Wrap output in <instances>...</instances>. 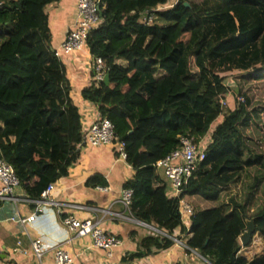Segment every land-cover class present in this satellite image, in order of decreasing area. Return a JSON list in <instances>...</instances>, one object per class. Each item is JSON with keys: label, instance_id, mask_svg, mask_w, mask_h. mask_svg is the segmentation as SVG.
I'll list each match as a JSON object with an SVG mask.
<instances>
[{"label": "trees", "instance_id": "obj_1", "mask_svg": "<svg viewBox=\"0 0 264 264\" xmlns=\"http://www.w3.org/2000/svg\"><path fill=\"white\" fill-rule=\"evenodd\" d=\"M57 1L0 0V152L32 199L66 174L81 138L65 67L50 43L45 7ZM165 1L100 0L102 21L89 31L86 46L102 60L109 83L92 82L81 96L125 142L126 162L135 170L123 183L133 190L129 211L169 235L187 228L154 163L179 145L180 136L197 141L214 126L206 156L180 194L193 203L185 245L206 264H264V202L247 214L233 197L202 201L219 200L243 171L264 166L241 130L257 116L250 98L237 86L242 99L224 112L231 91L221 74L237 69L243 80L263 81L264 0H178L154 22L137 21V12ZM250 218L263 247L245 259L238 255V236ZM135 240L138 250L129 259L173 243L156 233Z\"/></svg>", "mask_w": 264, "mask_h": 264}, {"label": "crops", "instance_id": "obj_2", "mask_svg": "<svg viewBox=\"0 0 264 264\" xmlns=\"http://www.w3.org/2000/svg\"><path fill=\"white\" fill-rule=\"evenodd\" d=\"M51 46H60L64 35L71 26L76 12V0H59L46 5ZM64 64L70 86V97L78 107L81 118L86 121L97 115V107L81 96V89L92 83L93 58L87 46L69 55L60 56ZM13 140V136H10ZM76 160L68 167L65 175L53 183L52 197L59 202L61 213L53 205H43L40 211L34 210L32 201H5L0 205V264H37L30 249L31 241L42 243L43 264H56L54 251L62 247L72 257L67 264H206V259L197 251L172 243L156 254L129 259L138 250L135 237L149 235V226L135 218L129 209L120 202L123 183L131 178L135 170L130 164L117 157L116 148L111 144L94 147H80ZM161 172V171H160ZM93 179V183L89 180ZM23 189L18 188V192ZM30 219L20 223L19 218ZM63 215L79 219L99 221V226L108 234L116 236L120 244L107 251L91 245L89 237H75L60 221ZM187 219L184 220L187 228ZM178 232V231H176ZM254 237L256 235L253 234ZM240 245L238 255L251 259L260 243ZM261 245V246H260ZM19 246L24 252H15Z\"/></svg>", "mask_w": 264, "mask_h": 264}, {"label": "built area", "instance_id": "obj_3", "mask_svg": "<svg viewBox=\"0 0 264 264\" xmlns=\"http://www.w3.org/2000/svg\"><path fill=\"white\" fill-rule=\"evenodd\" d=\"M177 1L166 0L154 8L139 11L137 12V21L141 24H150L156 20L158 11L172 7ZM101 21L102 6L100 0H76L75 18L66 31L60 46L54 49L55 55L60 58V56L69 55L72 52L81 50L86 46V38L89 31L100 24ZM92 58L94 62L92 82L97 84L103 80L105 71L102 60L98 57ZM213 127L211 126L207 133L197 141H194L192 137L180 136L179 145L154 163L155 167L161 171L162 177L166 182L167 195L177 200V209L181 220L184 223V220L187 219L188 224L187 230L181 234L175 232L169 235L166 231L152 225L149 226V229L153 233L168 236L172 239L173 243L175 242L181 246H186L185 241L191 235L188 227L193 207L180 194L190 175L206 156V148L212 140ZM80 133L81 138L76 146L77 148L111 144L116 148L117 157L126 160L124 140L115 134L112 122L107 117L101 116L99 112L91 120L86 121L80 117ZM19 187V180L13 168L6 162L0 152V205L5 201L15 203L29 200L34 203L35 211H40L43 205H53L56 207L58 213H61L59 202L51 196L54 189L53 182L48 183L36 199L29 198L23 190L18 192ZM132 193L133 190L129 187H123L120 191L119 200L127 209H129ZM32 216L19 218L18 221L23 223ZM60 221L75 237H89L91 245L106 250L108 256L111 255V249L120 244V240L116 236L106 233L99 226V221L97 220L88 218L79 219L72 215H63L60 217ZM30 249L37 259V264H43L41 241L39 239L32 240ZM13 250L15 252L26 253V249L19 246H16ZM54 260L56 264H67L71 262L72 257L65 249L57 247L54 251Z\"/></svg>", "mask_w": 264, "mask_h": 264}, {"label": "rangeland", "instance_id": "obj_4", "mask_svg": "<svg viewBox=\"0 0 264 264\" xmlns=\"http://www.w3.org/2000/svg\"><path fill=\"white\" fill-rule=\"evenodd\" d=\"M189 1L198 3L200 0ZM221 74L224 77V84L227 85L231 91L227 99L224 102L222 101V103H224V112H226L228 108L232 109L235 106L236 97H238L239 100L242 99V96L239 95L236 90L237 86H241L240 91L245 92L250 98L249 109L255 110L257 114V116H249L247 124L244 126L242 125L241 130L248 146L255 153L264 156V79L263 81L243 80L240 76L241 72L237 69L225 71ZM221 117L222 116H219L215 120V123L218 122ZM261 175H263L262 178L260 177ZM230 197H233L238 202H243L244 208L247 209V214L255 211V209L264 202V166H254L243 171L234 182L221 192L219 200L215 202L202 201L206 205H211L221 201H227ZM184 198L190 205H193L186 197ZM252 239H254L255 243H258V241L260 243L261 237L256 233L255 237L254 235L252 236L250 240L251 243L253 241ZM239 243L242 245L240 240ZM260 250H258V252H260Z\"/></svg>", "mask_w": 264, "mask_h": 264}, {"label": "water", "instance_id": "obj_5", "mask_svg": "<svg viewBox=\"0 0 264 264\" xmlns=\"http://www.w3.org/2000/svg\"><path fill=\"white\" fill-rule=\"evenodd\" d=\"M185 5H188L187 2H185ZM103 83L107 85L109 83V73L105 72L103 76ZM255 233V225L253 218L246 220V228L243 230V232L238 236V239L240 240L242 245H247L253 234Z\"/></svg>", "mask_w": 264, "mask_h": 264}]
</instances>
